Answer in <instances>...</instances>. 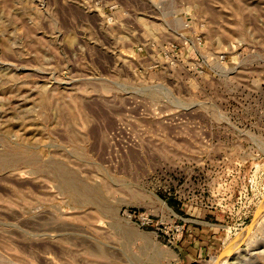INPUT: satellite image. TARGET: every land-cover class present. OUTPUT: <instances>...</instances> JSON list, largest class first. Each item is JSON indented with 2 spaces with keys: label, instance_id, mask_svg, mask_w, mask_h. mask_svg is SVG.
<instances>
[{
  "label": "rangeland",
  "instance_id": "rangeland-1",
  "mask_svg": "<svg viewBox=\"0 0 264 264\" xmlns=\"http://www.w3.org/2000/svg\"><path fill=\"white\" fill-rule=\"evenodd\" d=\"M184 206L264 264V0H0V264H175Z\"/></svg>",
  "mask_w": 264,
  "mask_h": 264
},
{
  "label": "crops",
  "instance_id": "crops-1",
  "mask_svg": "<svg viewBox=\"0 0 264 264\" xmlns=\"http://www.w3.org/2000/svg\"><path fill=\"white\" fill-rule=\"evenodd\" d=\"M179 220L184 221L183 239L180 241L181 247H175L177 256L175 264H183L201 258L224 243L225 229L219 220L218 211L211 209L184 206Z\"/></svg>",
  "mask_w": 264,
  "mask_h": 264
},
{
  "label": "bare ground",
  "instance_id": "bare-ground-1",
  "mask_svg": "<svg viewBox=\"0 0 264 264\" xmlns=\"http://www.w3.org/2000/svg\"><path fill=\"white\" fill-rule=\"evenodd\" d=\"M66 186L70 189V190H72V191H75V189L76 188H74V186L71 184V183H69V182H66ZM77 191V190H76ZM75 191V192H76ZM81 197H82V195H80ZM161 204L163 205V203L161 202ZM256 219V218H255ZM255 219H254V224H253V227L255 226ZM253 229V228H252ZM252 231V230H251ZM251 231H246V233L244 234V236L242 237V239L240 240V241H238V242H236L235 244H238L239 245V243L241 242V241H243V239H245L246 237H248V235L250 234V232ZM232 246V245H231ZM237 246V245H236ZM234 246H232V247H229L228 246V250L226 251V253L223 255V258H226L229 254H231L232 253V248H233ZM219 262H217V260L214 262V264H218Z\"/></svg>",
  "mask_w": 264,
  "mask_h": 264
},
{
  "label": "built area",
  "instance_id": "built-area-1",
  "mask_svg": "<svg viewBox=\"0 0 264 264\" xmlns=\"http://www.w3.org/2000/svg\"><path fill=\"white\" fill-rule=\"evenodd\" d=\"M174 231H175L176 233L181 234V233L183 232V227H182V226H178V225H176V226H174Z\"/></svg>",
  "mask_w": 264,
  "mask_h": 264
},
{
  "label": "water",
  "instance_id": "water-1",
  "mask_svg": "<svg viewBox=\"0 0 264 264\" xmlns=\"http://www.w3.org/2000/svg\"><path fill=\"white\" fill-rule=\"evenodd\" d=\"M253 222L248 226V228H247V231H251L252 230V228H253Z\"/></svg>",
  "mask_w": 264,
  "mask_h": 264
}]
</instances>
